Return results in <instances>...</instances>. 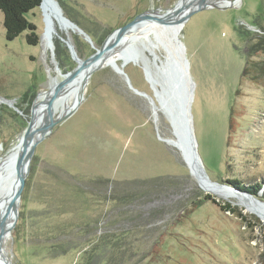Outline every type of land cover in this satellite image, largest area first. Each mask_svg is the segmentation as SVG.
Returning a JSON list of instances; mask_svg holds the SVG:
<instances>
[{"label":"rangeland","instance_id":"rangeland-1","mask_svg":"<svg viewBox=\"0 0 264 264\" xmlns=\"http://www.w3.org/2000/svg\"><path fill=\"white\" fill-rule=\"evenodd\" d=\"M178 1L57 0L63 15L91 32L93 39L89 42L78 30L68 33L56 22L49 47L42 41L44 7L27 14L38 27V45L26 42L27 32L8 41L0 10V97L5 99L0 103V160L24 134L39 93L77 65L63 39L86 59L137 14L150 8L163 13ZM259 26L264 28V0H240L227 8L194 12L180 38L195 82L193 124L210 180L264 202V87L243 75L242 33L258 32ZM148 38L154 45L140 37L135 44L140 61H130L124 69L133 87L154 95L145 66L158 79L155 56L158 62L166 52L153 33ZM174 141L168 119L159 109L156 114L123 75L110 65L95 71L77 110L36 147L20 203L21 219L7 245L12 261L74 264L98 243L101 255L122 258L124 264H264V220L238 200L206 190ZM81 173L94 180L85 181ZM234 178L241 185L258 183L261 189L254 195L227 182ZM129 191L133 196L126 204L107 200ZM205 193L230 202L236 211L205 200ZM55 218L70 225L58 249L78 246L66 254L47 242Z\"/></svg>","mask_w":264,"mask_h":264},{"label":"water","instance_id":"water-1","mask_svg":"<svg viewBox=\"0 0 264 264\" xmlns=\"http://www.w3.org/2000/svg\"><path fill=\"white\" fill-rule=\"evenodd\" d=\"M223 1H227V4L222 5L221 3ZM55 2L58 5L57 0H55ZM235 2L236 0H215L210 3L209 1L207 2V0H179L173 8L163 13L157 8L147 9L137 14L127 23L114 29L100 48L86 59L78 57L74 45L69 40L63 39L68 45L77 65L71 71L62 74L63 79L59 81L56 80L55 84L51 86L49 91L53 89V93L49 100L43 105L45 108L44 120L35 128L33 127L36 119L34 115L35 108L34 106L32 108L31 119L22 136V147L17 157L18 181L11 202L8 205L12 213L8 218H4L3 216V221L0 225V239L4 234L12 235V231L17 224L25 181L30 172L31 161L38 143L52 131L56 124L64 121L77 110L84 99V90L91 76L95 71L106 65H110L117 73L123 75L130 88H132L136 94L147 98L156 114L159 109L166 116L175 136V146L181 151L191 174L199 180H201V178L210 180L200 155L198 141L195 135L191 108L195 82L190 72V64L186 56L184 43L180 38V33L184 24L194 12L209 7L227 8L233 6ZM40 6H42V2ZM60 14H62L61 8ZM63 18L76 27L78 32L92 43L91 36L84 29L65 15H63ZM152 25L158 26V28H154L156 34L155 38L166 52L164 59L158 62V58L155 56L158 79L153 76L151 69L145 66L146 79L153 88V96L133 87L130 77L124 69L127 63L138 55V49L135 44L141 35L145 37L150 45H154L153 41L142 33L145 29H151L150 27H152ZM152 30L153 29H151L150 32H152ZM126 37H128L127 42L124 44L122 42ZM122 44H124L122 50L124 56L116 57L112 55ZM108 58L109 61L107 60ZM118 58L122 59L120 64L117 62ZM80 76L81 79L73 105L67 111L55 115L60 105L56 99L62 96V92H65L68 84L73 83L78 79L77 77ZM156 84H159L160 88H157ZM41 118L42 117H40V119ZM168 140L169 139L166 141ZM224 186L228 187L225 184ZM250 198L256 197L250 196ZM257 202H260L264 206L262 201L259 200ZM2 259L5 264H15L8 254V251L5 255L2 254Z\"/></svg>","mask_w":264,"mask_h":264},{"label":"trees","instance_id":"trees-1","mask_svg":"<svg viewBox=\"0 0 264 264\" xmlns=\"http://www.w3.org/2000/svg\"><path fill=\"white\" fill-rule=\"evenodd\" d=\"M41 2L42 0H0V10L2 11L4 16L5 37L8 41L14 40L22 33L27 32L26 42L30 45L39 44L40 33L38 32V27L33 21H31L27 17V14L33 9L39 7ZM258 30H259L258 32L247 31L242 33V35L244 36L243 51L246 58L243 75L245 77L250 78L256 84L264 87V28L259 26ZM88 33L93 39L91 32ZM59 44L57 45L59 46ZM161 117L163 119H166V116L162 112H161ZM232 122L233 120L231 118L230 125H232ZM59 171L64 173L66 169L60 167ZM79 176H81L82 178L84 177L85 181L88 182L94 180V177H92L91 175H85L84 173H81V175L79 174ZM227 182L236 185L238 188H241L245 191H249L254 195L257 194V192L261 189V185L258 183L254 185H245V184L241 185L240 184L241 181L239 182L238 179L235 178L231 180H227ZM132 196H133L132 191H129L128 193L125 192L123 194L118 193L117 195H113L112 198L108 197L107 200L113 201L117 205H123L130 202ZM202 196L205 200H212L214 203H217L219 206L223 208V210L232 211V212L236 211L235 209L236 207L234 208L231 205V203L228 201H225L224 203H222V201H217L216 198L209 193H205ZM19 218L21 219V215ZM56 218L54 220V226H51V228L47 232L49 236L47 242H50L51 249H54L56 251L60 250L62 254H66L68 251H70V249H75L78 246L72 244L62 248L63 250L58 249L63 244V242L60 239L62 236H64V234L68 232L67 226L69 227L70 225H66L63 222L58 221ZM18 224L16 225V228H18ZM78 224L79 223L77 222L76 225ZM38 242L36 241V244ZM98 246H99L98 243H94V245L89 246L87 249H85V251L82 254L78 256V258L75 259L74 264H100L101 262H103L102 264L125 263L124 259L122 258H115L107 255L104 256L101 255L100 252L98 251L100 246L99 247Z\"/></svg>","mask_w":264,"mask_h":264},{"label":"bare ground","instance_id":"bare-ground-1","mask_svg":"<svg viewBox=\"0 0 264 264\" xmlns=\"http://www.w3.org/2000/svg\"><path fill=\"white\" fill-rule=\"evenodd\" d=\"M208 1L210 3L211 1H215V0H207V2ZM239 1L240 0H236L235 4H238ZM221 4L226 5L227 1H223ZM41 7H44V9L46 11V22H47L46 23V30L42 36V41L46 47H49V45H50L52 33H54L53 28H54L56 22H59L62 25V27L68 33H70V29H73L75 31L78 30V29H76V27L71 25L67 20H65L63 18V13L60 14V8L56 4L55 0H43ZM155 27L158 28V26H154V25H152V27H150L151 29H153L152 32H150L151 29L148 28V29H145V31H143L142 33L145 36H149L152 33L154 35H156L154 32ZM142 36L143 35H141L140 37H142ZM127 38L128 37L124 38L122 43L125 44L127 42ZM124 44L120 45L117 48V51H115L112 55H114L116 57L117 56H124V54L121 51V50H123ZM145 47L147 48V46H145ZM139 53H141V51ZM139 53L137 56H135L133 58L132 61H140L142 53L141 54H139ZM142 56H144V55H142ZM107 60L109 61V58ZM77 78L78 79L75 80L73 83L68 84L65 92L64 91L62 92L63 93L62 96H59L56 99V101L59 102V104H60L59 105V112L60 113L67 111L73 105V101L75 99V95H76V92L78 90V86H79L81 76L77 77ZM54 84L55 83H53V85ZM52 93H53V89H51L50 91L45 90V91H42L41 93H39V95L37 96L35 103H34V108H35L34 109V115L36 117V119L34 121V125H33L34 128L38 127L40 125L41 121L44 120L45 108L43 105L47 102V100H49ZM4 101H5V99L0 97V103H2ZM40 117H42V118L40 119ZM174 144H175V141H174ZM21 147H22V137L20 138L19 142L15 145V147H13V149L5 157V159L0 160V225L3 221V216H4V218H8V216L11 215V213H12V211L8 207V205L11 202L13 192L15 190V186H16L17 181H18L17 157H18V154L21 150ZM200 182L203 184V186L209 192L214 193L215 195H218L219 197H222L224 199L234 198V199L238 200L249 211L255 213L256 215H258L259 217H261L264 220V206L261 203L259 204L258 202L253 201L250 198V195H248L247 193H244V191H240V190L236 191L237 189L232 190V189H229L228 187L219 185L215 181L207 180L204 178L203 179L201 178ZM9 239H11L10 234H4L0 239V264H5V262L2 259V254L5 255L7 252V245H8Z\"/></svg>","mask_w":264,"mask_h":264}]
</instances>
